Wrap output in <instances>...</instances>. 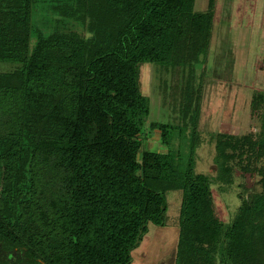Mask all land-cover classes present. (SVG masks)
<instances>
[{"label":"trees","instance_id":"trees-1","mask_svg":"<svg viewBox=\"0 0 264 264\" xmlns=\"http://www.w3.org/2000/svg\"><path fill=\"white\" fill-rule=\"evenodd\" d=\"M195 3L0 0V65L11 66L0 71V93L19 94L17 124L0 121V264H131L150 224H168L173 190L183 192L175 264H211L223 235L232 264L264 257V192L244 197L226 229L195 170L205 84L196 66L208 58L215 0L206 11ZM147 63L164 86L182 71L172 94L179 123H148ZM259 101L264 91L254 110ZM155 129L166 152L143 147ZM260 134L216 135L220 179L230 176L233 154L264 151V118ZM41 156L61 173L60 229L47 242L33 213Z\"/></svg>","mask_w":264,"mask_h":264},{"label":"rangeland","instance_id":"rangeland-1","mask_svg":"<svg viewBox=\"0 0 264 264\" xmlns=\"http://www.w3.org/2000/svg\"><path fill=\"white\" fill-rule=\"evenodd\" d=\"M209 2L210 0H196L195 10L206 11ZM9 68L11 66L0 65V71H7ZM179 70L166 76L167 84L164 86L152 64L142 66V90L151 99L148 123H179L172 96L174 88L180 92L181 88L176 87V84H182L184 80L183 73ZM196 73L204 75L205 84L199 121V142L195 152V170L198 174L206 175L215 215L227 229V225L233 222L242 205L243 198L264 192V151L259 155L258 152L244 153L242 157L233 154L228 161L232 171L226 179L218 177V164L215 161V138L218 133L249 135L252 141L261 136L264 101H259V107L254 110V98L260 91H264V0H215L210 51L207 61L196 66ZM18 97V93H0V121L9 123L8 119L13 116L12 120L17 124ZM143 147L167 151L161 142L159 129L148 134ZM188 148L187 146L184 151L187 159L190 155ZM227 151L232 153L230 148H227ZM33 168V213L39 223L38 230L47 242V239L56 235L60 229L59 207L56 201L60 197L58 181L61 180V173L53 166L52 161L49 162L42 156ZM168 200V224H150L148 233L132 252L131 264H142L146 261L150 262L149 264H175L183 192L170 191ZM198 246L202 252L210 248L206 241ZM227 248L228 238L223 235L215 247L214 254L210 252L211 264H232ZM255 260L258 264H264L262 254Z\"/></svg>","mask_w":264,"mask_h":264},{"label":"crops","instance_id":"crops-1","mask_svg":"<svg viewBox=\"0 0 264 264\" xmlns=\"http://www.w3.org/2000/svg\"><path fill=\"white\" fill-rule=\"evenodd\" d=\"M150 262H148V261H146V262H144V263H142V264H149Z\"/></svg>","mask_w":264,"mask_h":264}]
</instances>
